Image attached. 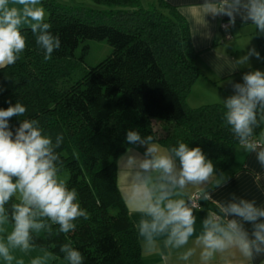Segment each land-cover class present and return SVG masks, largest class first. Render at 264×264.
Instances as JSON below:
<instances>
[{
	"label": "trees",
	"instance_id": "16d2710c",
	"mask_svg": "<svg viewBox=\"0 0 264 264\" xmlns=\"http://www.w3.org/2000/svg\"><path fill=\"white\" fill-rule=\"evenodd\" d=\"M93 1L106 7L101 11L111 16L110 22L101 21L102 16L95 21L94 14L86 16L58 0H40L48 12L45 22L61 47L45 60L30 27L22 28L25 50L14 64L0 68V108L17 101L26 107L24 116L11 118L13 129L21 119H35L45 133L63 134L57 149L59 175L77 190L78 202L89 213V219L74 221L76 230L67 235L56 234L58 225L52 226L51 235L34 233L37 248L62 258L60 246L71 241L84 264H146L117 186L115 159L129 145L127 131L153 135L164 147L178 141L200 147L216 173L231 166L239 143L225 124L222 103L187 105L199 74L198 52L186 19L174 6L165 0L149 8L140 0ZM254 34L264 57V33L255 29ZM87 40H104L111 52L76 75ZM262 130H256L257 136ZM197 200L198 206L219 212L213 202L200 196ZM15 202L13 198L6 209L11 211Z\"/></svg>",
	"mask_w": 264,
	"mask_h": 264
},
{
	"label": "clouds",
	"instance_id": "9594fccd",
	"mask_svg": "<svg viewBox=\"0 0 264 264\" xmlns=\"http://www.w3.org/2000/svg\"><path fill=\"white\" fill-rule=\"evenodd\" d=\"M0 0V68L14 64L26 48L21 27L27 25L35 36L36 44L49 60L61 47L58 35L45 22V9L40 0ZM205 14L228 17V25H235L239 16L250 21L255 29L264 33V0H205L201 5ZM183 11L182 9H178ZM207 38H211L208 34ZM264 61L255 47L235 61V65H248L251 58ZM242 83L229 81L233 94L221 101L225 109L223 119L235 139L247 153H255L264 167V71L252 70L242 75ZM26 107L17 101L0 108V260L4 264H51L60 259L47 248L33 242L34 233L51 235L52 226L65 235L76 230L74 221L89 219V213L78 202V192L69 188L59 175L63 134L45 133L35 119H21L13 129L10 120L25 115ZM129 145L143 147L141 155L128 148L120 158L131 186V203L140 218L135 227L146 251L185 249L178 259L189 261L199 249V264H255L264 257V207L256 201L232 195L231 200L219 203V212H209L202 220V231L196 236V246L186 248L196 233L195 204L185 199L189 186L197 188L202 200L211 199L212 190L227 185L231 177L219 174L200 147L189 148L184 142L164 147L153 135L142 137L138 131L128 130ZM15 197L11 211L6 205ZM11 230L8 231V225ZM251 225V230L245 227ZM59 252L66 264H84L83 254L71 241L60 246ZM20 253L18 257L16 254ZM264 264V259L260 261Z\"/></svg>",
	"mask_w": 264,
	"mask_h": 264
},
{
	"label": "crops",
	"instance_id": "0c3cea01",
	"mask_svg": "<svg viewBox=\"0 0 264 264\" xmlns=\"http://www.w3.org/2000/svg\"><path fill=\"white\" fill-rule=\"evenodd\" d=\"M171 6H174L177 10L182 9L179 13L186 19L191 42L193 47L198 52V68L199 74L195 79L189 94L186 97L192 101L193 105L210 103L212 98L215 100L220 99L219 102L226 100L228 96L233 94L229 81L242 83V75L245 72L252 70L264 71V66L260 65L261 60H257L254 57L249 60L248 65L237 66L235 61L245 55L250 47L258 49V44L255 38L254 30L255 26L250 21L245 22L239 16L236 18V24L229 29L231 38L224 39L223 31L220 29V23L222 20H228L226 16L213 17L211 14H205L201 5L205 0H165ZM211 2H218V0H211ZM10 6L22 7L19 5H12V0H9ZM42 6V5H39ZM43 7V6H42ZM44 8V7H43ZM45 9V8H44ZM48 12L45 9V18H47ZM27 25H23L22 28H27ZM211 34V38H207L208 34ZM223 83L224 89L217 84ZM195 93L193 96L192 94ZM201 100V101H200ZM199 102V103H198ZM212 103V102H211ZM189 103V105H192ZM264 132V130H262ZM118 172V167H117ZM231 177L230 182L215 190L211 189L209 185V191L211 193V199L218 206L219 203H226L231 200L232 195L241 197L248 200H255L257 206L264 207V167H261L256 159L255 153L245 152L240 145L235 148L233 155V161L231 166L223 171ZM218 172L217 174H219ZM123 181V176L121 177ZM118 181V173H117ZM129 186L127 180L124 181ZM118 185V183H117ZM123 188L121 183L120 192L123 195ZM197 188L189 186L185 190V199L193 198L199 195L197 194ZM123 200L129 211V216L134 223L138 222L140 215L136 212L132 205H129L126 197ZM131 202V198L128 199ZM131 204V203H130ZM209 212H213L206 207L197 206L194 208V215L196 216V233L190 238L189 244L186 248L196 246V236L202 231V220L207 216ZM246 228L251 230V225L246 224ZM136 229V227H135ZM10 231V230H8ZM140 253L146 264H199V249L197 253L191 258V260L185 262L178 259L180 252L185 249H164L161 238L160 249L156 252L146 251L142 246L141 238L138 236ZM4 233H0L3 236ZM40 248L37 251L31 253V256L38 254ZM18 257L20 253L16 254ZM25 264H29L30 256H24ZM264 257H260L255 261V264H260V261ZM0 264H4L0 260ZM51 264H66L62 258L52 261ZM212 264H217L213 261Z\"/></svg>",
	"mask_w": 264,
	"mask_h": 264
},
{
	"label": "rangeland",
	"instance_id": "374dc122",
	"mask_svg": "<svg viewBox=\"0 0 264 264\" xmlns=\"http://www.w3.org/2000/svg\"><path fill=\"white\" fill-rule=\"evenodd\" d=\"M59 2L65 4V5H68V6H71V7H75L77 10H79L80 12H87L86 16L88 15H93V19L95 21H97L99 18V16H102L101 17V21H104V22H110V20H112L111 16L110 15H107V14H103V12L101 10H105L106 7L102 6V5H98L96 3H94L93 0H58ZM141 2V6L142 7H145V8H149L152 4L156 3L157 0H140ZM96 11H100V12H96ZM103 14V15H102ZM114 20V19H113ZM84 44H86L88 46V50H87V53L84 55V62H79V65L77 66L78 68L75 70V74L78 75L80 72H82L85 69H88V67L90 66H93L95 65L96 63H98L99 61H101L102 59H104L110 52H111V46L107 44L106 41L104 40H87L84 42ZM84 44H81L76 53H80L81 51V47L82 45ZM258 51V49H257ZM218 87L221 86L222 89H224V84L223 83H219L217 84ZM195 93L192 94V96L194 95ZM213 100H210L209 102H219L220 99L218 100H215V98H212ZM201 101V100H200ZM187 102V101H186ZM188 102L190 104H192L193 102L192 101H189ZM189 103H187L188 106L190 107H197L195 105H189ZM199 103V102H198ZM207 103V102H205ZM219 103H222V102H219ZM159 128V126H158ZM128 148H134L136 152L140 153L141 155L143 154V152L145 151V149L143 147H136V146H133V145H128L127 148L125 149V151L123 153H121L116 159H115V162H116V165L118 167V188L121 189V183H122V187L123 188V195L122 197L124 196V198L126 197L129 205H132V203L130 202V199L131 198V186L127 185L124 183L125 180L129 181L130 180V177L128 176L127 172H124L123 171V167L122 165L119 163L120 161V158L125 154L126 150ZM123 176V181L121 179V177ZM15 198V197H14ZM131 203V204H130ZM7 227V230H11V227L10 225L6 226Z\"/></svg>",
	"mask_w": 264,
	"mask_h": 264
},
{
	"label": "built area",
	"instance_id": "2783aa9c",
	"mask_svg": "<svg viewBox=\"0 0 264 264\" xmlns=\"http://www.w3.org/2000/svg\"><path fill=\"white\" fill-rule=\"evenodd\" d=\"M229 26L230 25H228V20H224V21L221 22L220 28L224 32V38L225 39H230L231 38V35L228 32H226V30L229 28ZM197 199H198V196H195V197H193L191 199L192 203L195 204V207L198 206V202H197L198 200Z\"/></svg>",
	"mask_w": 264,
	"mask_h": 264
}]
</instances>
